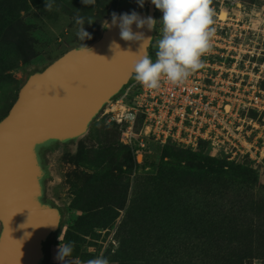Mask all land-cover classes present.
I'll use <instances>...</instances> for the list:
<instances>
[{
	"label": "rangeland",
	"instance_id": "374dc122",
	"mask_svg": "<svg viewBox=\"0 0 264 264\" xmlns=\"http://www.w3.org/2000/svg\"><path fill=\"white\" fill-rule=\"evenodd\" d=\"M149 2L141 7L137 0H96L94 6L81 0H0V119L34 67L97 40L113 12L141 10ZM237 2L254 14L252 27L259 26L264 0H227L225 6ZM212 5L218 10L220 0ZM77 16L85 18L91 39L77 37ZM244 41L262 39L250 30ZM109 108L77 141L55 144L46 155L45 191L63 212V224L44 244V264H61L60 243L69 242L74 250L68 264L97 256L109 264H264V151L232 160L224 147L205 144L191 151L166 145L153 147L139 163L122 140L123 125L112 117L122 111L106 115ZM206 157L226 166L210 169ZM188 240L199 242L187 246Z\"/></svg>",
	"mask_w": 264,
	"mask_h": 264
},
{
	"label": "water",
	"instance_id": "95a60500",
	"mask_svg": "<svg viewBox=\"0 0 264 264\" xmlns=\"http://www.w3.org/2000/svg\"><path fill=\"white\" fill-rule=\"evenodd\" d=\"M156 10L150 0L148 11L136 13L157 20ZM111 22L112 17L97 40L67 50L30 74L0 120V264H41L44 242L63 220L58 206L41 200L38 145L85 135L94 118L135 75L133 64L139 57L134 53L140 42L122 40L118 26H107ZM132 29L151 38L140 49L148 55L155 30L135 24Z\"/></svg>",
	"mask_w": 264,
	"mask_h": 264
},
{
	"label": "built area",
	"instance_id": "2783aa9c",
	"mask_svg": "<svg viewBox=\"0 0 264 264\" xmlns=\"http://www.w3.org/2000/svg\"><path fill=\"white\" fill-rule=\"evenodd\" d=\"M226 3L220 0L218 10L212 5V51L203 57L205 66L185 84L164 82L154 91L130 80L106 104L111 107L106 115L122 111L112 117L123 125L122 140L139 147L138 162L153 151V143H176L194 151L205 144L224 147L232 160L242 155L257 158L264 151V19L252 27L254 14L247 6ZM222 8L228 12L224 21L219 16ZM162 15L159 10L151 43L153 60ZM250 30L262 41H244Z\"/></svg>",
	"mask_w": 264,
	"mask_h": 264
},
{
	"label": "clouds",
	"instance_id": "9594fccd",
	"mask_svg": "<svg viewBox=\"0 0 264 264\" xmlns=\"http://www.w3.org/2000/svg\"><path fill=\"white\" fill-rule=\"evenodd\" d=\"M81 2L86 6L96 4V0ZM137 2L143 7L144 0ZM151 3L163 13L159 20L160 38L155 45V60L140 52L145 47L144 41H150L151 38H145L141 32L134 33L132 25L157 30V20L152 17L141 18L135 11L131 14L113 12L111 25L107 26H118L120 38L126 42H140L139 52L134 53L139 57L133 64L134 79L143 88L158 91L164 82L177 86L185 84L195 72L205 66L203 57L212 51L215 36V10L212 7L213 0H151ZM52 7L51 2L45 3L47 10H52ZM92 22L89 18L87 24ZM76 24L79 25L76 35L81 41L92 38L84 28V17L77 16ZM114 46L119 48L115 41ZM73 250L74 242L60 243L57 259L61 264H68L66 258L72 255ZM86 264H109V261L103 256H97Z\"/></svg>",
	"mask_w": 264,
	"mask_h": 264
},
{
	"label": "trees",
	"instance_id": "16d2710c",
	"mask_svg": "<svg viewBox=\"0 0 264 264\" xmlns=\"http://www.w3.org/2000/svg\"><path fill=\"white\" fill-rule=\"evenodd\" d=\"M141 10H143V11H148V3L146 4V6L144 7V8H142ZM141 10H134L135 12H138V11H141ZM158 12H159V10L157 9L156 10V14H158ZM85 45H87V44H85ZM76 46H82V45H80V44H77V45H74V46H72V47H70V48H68V49H66L65 51H63L62 53H60L59 55H57L53 60H55L56 58H58L60 55H62L64 52H66L67 50H69V49H71V48H73V47H76ZM149 49H151V46H150V48ZM22 58V60L24 61V62H29L28 61V59H25V57H21ZM52 60V61H53ZM51 61V62H52ZM50 62V63H51ZM48 65V64H47ZM46 65V66H47ZM46 66H44V67H42V68H37V67H34L32 70H31V72L29 73V75L30 74H32V73H34V72H38V71H41L42 69H44ZM132 81L134 80V76L132 77V79H131ZM23 84H24V82H23ZM22 86V85H21ZM21 88V87H20ZM20 90V89H19ZM117 96H119V94L118 95H116L115 97H114V99L117 97ZM18 97V96H17ZM17 99V98H16ZM16 99H15V101H16ZM14 101V102H15ZM14 102H13V104H14ZM12 104V105H13ZM12 105H11V107H12ZM10 107V108H11ZM10 110V109H9ZM9 110L5 113V115L4 116H6L7 114H8V112H9ZM3 116V117H4ZM2 117V118H3ZM1 118V119H2ZM0 119V120H1ZM78 139H72V140H67L66 142H71V141H73V142H75V141H77ZM55 144H62V142L61 141H53V143H50V144H48V145H46V148H54V146H55ZM166 145H175V146H179L178 144H176V143H167V144H164V145H161V144H154L153 143V145H152V147H154V149L155 150H157L159 147H164V146H166ZM38 146H40L41 148V150H44V148L45 147H43L42 145H38ZM179 147H182V146H179ZM132 148V151H133V155H134V157H135V159H136V161L138 162V160H137V158H136V152H138V150H139V147L138 146H132L131 147ZM183 148H185V147H183ZM185 149H187V150H191V151H193L192 149H190V148H185ZM154 150V151H155ZM36 154H37V152H36ZM39 156V157H38ZM146 156L147 155H145V158H146ZM37 158H38V160H39V163H40V161L42 162V159H43V157L40 155V153H38V155H37ZM145 158H144V160H143V162H141V163H144V161H145ZM203 161H205L206 163H208V167L210 168V169H213V170H215V171H217V172H219V171H222V169L226 166V165H222L221 167H220V165L219 166H217V165H215V164H213L214 163V159H212V158H210V157H206V158H204V159H202ZM43 163H45L46 164V162H45V160L43 159ZM140 163V162H139ZM42 182V181H41ZM41 200L44 202V203H49V204H51V205H55L53 202H52V199H49V198H47L46 197V199H43L42 198V196H41ZM63 213V212H62ZM63 224V220H62V222H61V225ZM55 233V232H54ZM54 233H52V234H54ZM51 234V235H52ZM70 234H71V230H67L66 231V233H65V239L66 240H69V238H70ZM50 235V236H51ZM49 236V237H50ZM48 237V238H49ZM46 243H48V245H50V241H49V239H47L46 241H45ZM44 242V243H45ZM194 242H199V240H195V241H191V240H188L187 241V246H188V244H190V243H194ZM188 251H189V247H188ZM195 256L197 257L199 254H200V250H196L195 252ZM197 260H199V259H197ZM225 262H226V264H227V260H225Z\"/></svg>",
	"mask_w": 264,
	"mask_h": 264
},
{
	"label": "flooded vegetation",
	"instance_id": "af4514ba",
	"mask_svg": "<svg viewBox=\"0 0 264 264\" xmlns=\"http://www.w3.org/2000/svg\"><path fill=\"white\" fill-rule=\"evenodd\" d=\"M154 34H155V32H154ZM148 55L152 57L151 49H149V54H148ZM53 141H55V140H52V141H50V142H46L45 144H42V146L45 147L44 150H41V149H40V148H41L40 146H38V147L36 148L37 155H38V153H40V155L43 157V159L45 160V162H46V155H47L48 151H49L50 149H52V148H46V145H48V144H50V143H53ZM56 141H58V140H56ZM66 141H67V140H66ZM66 141H61V142H62V143H65ZM53 149H54V148H53ZM38 157H39V156H38ZM43 159H42V162L40 161V164H41V166H42V168H43V173H42V176H41V181H42V185H43V194H42V198H43V199H46L47 194H46V191H45V180H46V176H47V173H48L49 169H48L47 162H46V164L43 163ZM52 202L57 206V204L55 203V201L52 200ZM58 207H59V206H58ZM59 208H60V207H59ZM60 210H61V209H60ZM44 244H45V243H44ZM43 248H44V252H45V247H43ZM44 259H45V256H44V258L42 259L41 264H44Z\"/></svg>",
	"mask_w": 264,
	"mask_h": 264
},
{
	"label": "bare ground",
	"instance_id": "6f19581e",
	"mask_svg": "<svg viewBox=\"0 0 264 264\" xmlns=\"http://www.w3.org/2000/svg\"><path fill=\"white\" fill-rule=\"evenodd\" d=\"M227 10L226 9H221V11H220V13H219V16H220V19L221 20H226L227 19ZM123 110H124V108H123Z\"/></svg>",
	"mask_w": 264,
	"mask_h": 264
},
{
	"label": "crops",
	"instance_id": "0c3cea01",
	"mask_svg": "<svg viewBox=\"0 0 264 264\" xmlns=\"http://www.w3.org/2000/svg\"><path fill=\"white\" fill-rule=\"evenodd\" d=\"M225 9V8H224ZM0 231H1V223H0Z\"/></svg>",
	"mask_w": 264,
	"mask_h": 264
}]
</instances>
